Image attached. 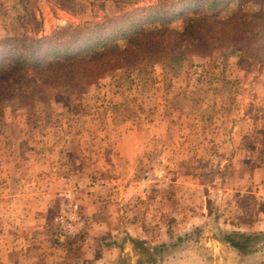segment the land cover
I'll return each instance as SVG.
<instances>
[{
	"label": "rangeland",
	"instance_id": "rangeland-1",
	"mask_svg": "<svg viewBox=\"0 0 264 264\" xmlns=\"http://www.w3.org/2000/svg\"><path fill=\"white\" fill-rule=\"evenodd\" d=\"M226 1L0 0V64L86 60L140 31H182L201 13L264 16V0ZM206 37V49L183 38L78 87L59 80L4 95L0 264H17L30 246L16 228L33 201L46 202L47 185L58 198L43 214L47 241L28 255L72 248L88 192L114 218V245L127 249L117 264H264V63ZM76 211L83 225L69 235L55 217Z\"/></svg>",
	"mask_w": 264,
	"mask_h": 264
},
{
	"label": "trees",
	"instance_id": "trees-1",
	"mask_svg": "<svg viewBox=\"0 0 264 264\" xmlns=\"http://www.w3.org/2000/svg\"><path fill=\"white\" fill-rule=\"evenodd\" d=\"M185 1L189 3L191 0ZM198 1L209 2L214 7L227 2L226 0ZM153 8L154 6L143 10H153ZM137 12H141V10H137ZM206 33L212 35L215 39L218 38L220 45L233 46L241 51L243 58L247 60L258 58L264 63V56H260V53L264 52L263 15L244 14L219 19L217 14L208 17L201 13L190 16L182 31L167 27L140 31L132 35L133 38L130 39V44L125 48L122 49L117 43H113L107 51H97L93 56L78 62H62L56 59L36 64L35 62L30 63L27 59L20 60L15 56L10 61L0 64V104L5 97L4 95L8 93L17 90L22 95H33V93L40 92L46 87L53 86L52 84L58 83L59 80H62V83L68 82L72 87H78L84 82L94 79L107 68L121 66L127 62L136 63L143 55L148 57L157 56L165 49V45L170 43L177 45L183 38L192 44L198 42L199 47L203 46L206 49L211 45ZM76 38L75 36L74 39ZM47 41L50 44L57 43L54 40ZM67 42H72V40ZM41 48L39 47L37 50H41ZM24 49H15V51L22 55L29 48ZM66 57H70L69 60L74 58L70 54H67ZM227 238L233 239L234 246L241 247L240 242L236 241L231 235Z\"/></svg>",
	"mask_w": 264,
	"mask_h": 264
},
{
	"label": "crops",
	"instance_id": "crops-1",
	"mask_svg": "<svg viewBox=\"0 0 264 264\" xmlns=\"http://www.w3.org/2000/svg\"><path fill=\"white\" fill-rule=\"evenodd\" d=\"M82 193H84V191H82ZM87 194L88 192L83 196L84 198L80 200L87 220L86 228L82 233V237H70L74 242V245H71L72 248L66 250L64 248L56 249L47 246V250H43V252L39 250L32 251L31 254L28 255V250H31L34 245L38 247L40 244L43 245V243L47 241L42 227L45 221L43 214L49 210L50 205L54 201L58 200L54 186L47 185L46 191L42 192V196L46 199V202L43 204L38 200L33 201L34 205L30 208L32 212H28V219H24L26 218L24 217L20 220L21 223L18 222L24 227L20 226V229L16 228L18 232L16 238H21L19 241H23V237L25 236L26 239L24 238V244L30 246L26 248L28 250L24 249V251L15 253L14 261L17 262V264H22L23 260L26 261V259L28 260L27 264H117L118 255H124L127 249H123V246L120 247V245L117 247L113 243L118 237L110 234V231L114 230V223L112 222L114 218L110 216L109 219H105L104 216H102L105 213L103 214L102 212V215L100 214V203L96 199L98 194H89L88 196ZM40 203L42 205L41 207ZM26 226H29V228L24 232L23 229H25ZM35 234L40 235L41 239L35 238ZM127 236L128 233L126 234V237ZM18 260L20 261L18 262Z\"/></svg>",
	"mask_w": 264,
	"mask_h": 264
},
{
	"label": "built area",
	"instance_id": "built-area-1",
	"mask_svg": "<svg viewBox=\"0 0 264 264\" xmlns=\"http://www.w3.org/2000/svg\"><path fill=\"white\" fill-rule=\"evenodd\" d=\"M55 222L69 235L75 234L83 225L82 218L77 211L69 214V216L67 214L57 216Z\"/></svg>",
	"mask_w": 264,
	"mask_h": 264
}]
</instances>
